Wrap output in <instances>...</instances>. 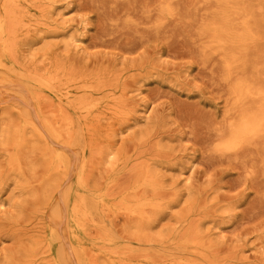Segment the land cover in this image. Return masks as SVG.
<instances>
[{
  "label": "rangeland",
  "instance_id": "374dc122",
  "mask_svg": "<svg viewBox=\"0 0 264 264\" xmlns=\"http://www.w3.org/2000/svg\"><path fill=\"white\" fill-rule=\"evenodd\" d=\"M169 1L164 17L153 11L159 0H0V256L13 255L10 264H41L61 244L79 264L60 197L70 186L94 213L81 234L91 264H264L260 151H214L232 104L222 62L198 36L212 19L208 3ZM246 57L263 66L264 44ZM58 60L78 79L45 87ZM83 98L96 107L74 112L78 145L67 150L47 134L40 107L54 115L59 100ZM57 151L70 152L69 165L53 162ZM49 174L59 185L46 195ZM137 202L156 217L145 233L153 240L140 239L126 212Z\"/></svg>",
  "mask_w": 264,
  "mask_h": 264
},
{
  "label": "bare ground",
  "instance_id": "6f19581e",
  "mask_svg": "<svg viewBox=\"0 0 264 264\" xmlns=\"http://www.w3.org/2000/svg\"><path fill=\"white\" fill-rule=\"evenodd\" d=\"M208 3L209 15L212 19L204 21L198 32L199 40L204 42L203 49L211 50L216 53L218 59L222 62L223 80L229 88L231 109L228 114V124H222L214 128L213 136H215L214 151L220 154H238L242 150H258L260 151V169L264 175V65L258 67V63L252 64L248 56L249 52L256 47L261 48L264 44V0H206ZM172 3L169 0H159L156 8L153 9L158 15L164 17L170 16ZM152 10H149L151 12ZM4 25L0 22V40L3 36L2 31ZM54 73L51 78L43 76V84L45 87H51V83H58L57 88H64L65 85H73L78 77L75 76L61 61H56L52 65ZM253 67L255 74L249 76L248 69ZM34 77L29 76L27 82L31 85ZM85 83H95L93 78L84 79ZM53 91L58 95V89ZM94 102L88 98L72 100L67 104H63L60 100L56 103V113L54 115L47 114L44 107H40L43 114L44 125L47 128V134L64 143L67 150H74L78 145V138L75 136L74 130L76 124L73 119L74 112L80 110L92 112V108L96 107ZM83 116V115H82ZM89 117V116H88ZM3 118L0 119V139H3L7 130L3 126ZM29 123V122H28ZM86 121L82 122L84 126ZM30 124L31 128L34 126ZM27 122L25 123V127ZM24 127V128H25ZM87 129L95 128V121H88L84 126ZM63 131L67 136H63ZM63 137V138H62ZM23 137L16 144L17 147L22 145ZM75 146V147H74ZM49 149L48 145L45 146ZM262 151V153H261ZM109 160L115 158L113 152L109 150L107 153ZM53 162L69 165L71 162L70 152L57 151L53 153ZM256 171L253 166V170ZM60 174V172H59ZM70 174V172H69ZM19 182L22 177L18 174ZM80 185L86 188V184L82 180V172L78 174ZM58 177L53 174L42 181L41 188L43 193L52 194L54 188H58ZM62 200L69 208L66 232L70 242L72 243V253L77 258L79 264H91L89 261L88 249L84 244L82 236H85V221L92 217L94 213L91 210V202L86 194L77 192L74 186L66 188L61 193ZM55 209L57 213L62 209L61 201L56 198ZM144 203H135L128 206L126 212L131 218L136 220L134 230L139 234L140 239L147 238L153 240V236H148L146 231L154 224L156 217H147L145 215ZM152 206L159 211V203H153ZM53 244L58 238V229L52 226ZM81 232V233H79ZM16 238V237H15ZM162 236L159 240L164 239ZM108 242H113L114 238L109 236ZM50 259L41 264H71V255L66 251L64 244L51 250ZM27 257L35 256L28 255ZM13 255L0 256V264H10ZM169 264H186L184 261H172Z\"/></svg>",
  "mask_w": 264,
  "mask_h": 264
}]
</instances>
